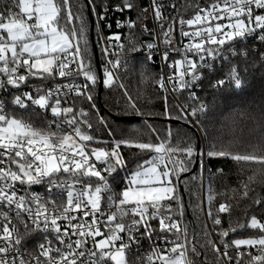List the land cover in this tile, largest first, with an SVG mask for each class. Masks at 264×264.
<instances>
[{
  "label": "snow or ice",
  "instance_id": "6c2138e0",
  "mask_svg": "<svg viewBox=\"0 0 264 264\" xmlns=\"http://www.w3.org/2000/svg\"><path fill=\"white\" fill-rule=\"evenodd\" d=\"M87 3L92 5V0ZM72 7L70 0H15L12 7L0 11V92L4 93L0 98V264H129L127 255L132 247L139 249L141 240H151L153 235L170 247L167 255L153 249L145 264H152L154 258L161 264H196L199 249L205 246L216 254V264H264V219L252 214L236 224L230 219L224 227L221 214L231 217L232 205L220 202L214 209L215 194L210 186L206 212L200 204L195 206L198 212H205L206 221L190 240L188 225L183 222L184 205L174 182L188 171L196 156L201 158L202 168L205 156H230L238 162L254 163L259 167L228 190V199L250 200L249 207L264 214V195L257 191V186L264 189V134L259 143L251 145L252 151L244 153L215 144L197 153L190 142L174 146L170 129L161 138L151 125L158 142L115 138L93 102L92 92L101 77L88 52L83 9L78 6L73 14ZM134 7L132 0H125L123 8L115 10ZM150 7L165 45L180 57L168 64L172 74L155 79L165 93L161 115L179 119L206 135L202 119L210 109L196 91L203 90L205 80L213 92L241 89L248 77L255 79L259 71L264 85V0H212L206 7L197 5L192 18L176 21L173 17L188 41L181 49L173 47V24L165 29L160 23L167 19L164 4L152 0ZM169 7L176 8V4ZM91 10L95 12V5ZM136 24L129 21L127 27ZM143 30L154 35L146 25ZM128 45L127 54L120 44L119 51L111 54L108 48L102 49L105 88L117 86L119 70L127 67L133 53L147 48L145 60L151 61L157 49L151 42L137 47L133 39ZM157 54L163 62L168 61L169 51L157 50ZM30 78L50 83L20 92ZM169 90L188 92L189 103L176 105L175 117L168 109ZM123 95L127 99L122 111L143 116L132 97L127 92ZM69 99L71 106H65ZM78 101L86 102L88 108H77ZM30 107L33 111L28 118L15 115L16 110L28 112ZM37 108L44 113L50 110L52 116L41 127L33 123L34 117L41 115ZM99 129L107 130L111 139L92 134ZM122 147L134 150V170L128 168ZM122 170L130 173L125 177L127 186L116 191L113 183ZM217 172L222 174L221 169ZM33 185H46L48 198L32 192ZM151 221H158V228ZM244 229L258 234L230 236ZM36 236L34 254L28 242Z\"/></svg>",
  "mask_w": 264,
  "mask_h": 264
},
{
  "label": "trees",
  "instance_id": "16d2710c",
  "mask_svg": "<svg viewBox=\"0 0 264 264\" xmlns=\"http://www.w3.org/2000/svg\"><path fill=\"white\" fill-rule=\"evenodd\" d=\"M158 2L164 4L163 15L167 17L166 20L160 23L164 24L165 29H167L170 23L173 24V47L181 49L182 36L180 33V25L178 22H174L172 18L176 17V21L180 18L185 20L192 18L197 10V5L199 7H206L212 0H158ZM173 2L176 4V8L169 7V4ZM14 3L15 0H0V11H5L6 6L12 7ZM70 3L73 6V14L76 13L78 6L83 9V15L87 26L88 52L91 57L92 66L97 71L96 65L100 62L101 52L98 46L100 30L96 23L95 14L104 7L110 10L113 5H119L123 8V0H92V5H95V12L91 10L92 5H89L87 0H70ZM132 3L135 5L134 9L121 10L125 21L120 29L116 31L124 46L125 54H127L129 39L135 40L137 42V47L148 42L153 43L154 41V35H150L143 30L146 25L147 28L154 33L155 28L150 17L148 0H132ZM145 8L148 9L147 13L142 12V9ZM13 11H18V9L13 8ZM90 18L92 19V24ZM129 21H137L136 26L131 29L127 27ZM155 22L161 49L163 52L169 51L168 62H173V60L179 58V55L172 52L165 45V38L159 24L156 20ZM101 26V30L104 31L105 29L102 24ZM185 29H187V26H185ZM110 32L111 30L104 31L105 34ZM91 34L95 43V50L92 45ZM249 43L257 42L249 40ZM143 49L145 48H140L138 52L133 53L129 58L127 67L119 70V81L116 87L105 88L102 83L99 99L98 86L93 90V102L96 105V109L99 111V116L106 118L117 139L130 137L143 142L149 140L158 142L156 140V134L149 128V125H151L152 128L157 130L161 138H164L167 130L170 129L172 133L171 142L174 146L179 145L182 147L184 142H190L196 149L198 144L197 135L187 124L175 118L170 119L177 120L179 123H167L163 121V119L166 118L161 115L164 111L165 93L160 90L159 84L155 83V79L159 78L162 71L157 56H153L151 61H146L145 55L141 53ZM166 72L169 73L167 69ZM261 75L262 73L257 71L255 79L249 76L248 82L241 89L226 88L221 92H213L208 89V82L205 80L203 83V90H196L197 95L209 105L210 109L207 115L202 119V124L204 128H206L207 134L205 135L204 132L200 131L203 137L204 152L208 151L213 144H215L217 148L225 147L233 152H250L252 151L251 145L260 142L261 135L264 134V116L261 115V109L264 107V85H262L260 81ZM119 84H123V88H120ZM124 92H127L136 102L137 108L144 113L143 116H138L130 111H122V109L126 107L127 99L123 95ZM174 93L182 105L189 103L188 92ZM71 104L72 101L69 99L65 106H71ZM167 104L172 117H175L177 111L175 106L178 104L169 93L167 94ZM81 106L85 109L88 108L86 102L78 101L77 108ZM32 111L33 109L31 107L28 109V112L18 109L15 115H23L25 118H28L29 113ZM36 111L40 112L41 115L39 117H34L33 123L35 126L41 127L43 126L42 122L47 121V113H44V111L38 108ZM93 125L95 128V117L93 118ZM92 134L103 140L111 139V137L107 135V130L104 129H99ZM121 151L125 160L129 161L128 168L134 170L135 163L132 162L135 160L134 150L122 147ZM145 158L148 157L145 155ZM204 158L205 210L208 208L207 197L209 194V187L211 186L215 194V199L213 201L214 209L218 207L220 202L229 203L233 208L231 217L227 214H221L222 225L224 227L228 226L230 219L233 224H236L248 219L252 214L257 215L260 219H264V214L257 211L255 206L249 207L250 200L240 199L237 201L236 199H228V195H230L228 190L236 188L240 179L251 175L259 166L250 162H238L233 160L230 156L218 158H207L205 156ZM200 162L201 158L199 159V163ZM191 168L192 164L189 165L188 171ZM217 169H221L222 174L218 173ZM186 172L181 173L179 180L174 182L178 185L177 194L180 196L184 205L183 222L185 225H188L190 239L191 227L189 218L192 223L193 231L197 232L200 231V227L205 223L206 219L204 212H198L195 208L197 204H200L203 208L201 167L199 165L194 174L185 176ZM127 175H130L127 170L119 171L113 183L114 190H120ZM257 191L260 192L261 195H264V189H261L259 186H257ZM220 193L228 194L220 195ZM251 195L250 193V196ZM246 208H248L247 215H245ZM153 226L158 228L157 223H153ZM257 234L258 233L251 229H244V231L240 232L238 235H231L230 233V236L237 238ZM212 238H215V233H212ZM199 250L200 256L195 258L196 264H202V262L203 264H216V254L213 253L211 248L205 246ZM160 263L159 259L155 261V264Z\"/></svg>",
  "mask_w": 264,
  "mask_h": 264
},
{
  "label": "built area",
  "instance_id": "2783aa9c",
  "mask_svg": "<svg viewBox=\"0 0 264 264\" xmlns=\"http://www.w3.org/2000/svg\"><path fill=\"white\" fill-rule=\"evenodd\" d=\"M151 3H152V0H148V8H149L150 17H151V19H152V21L154 23V27H155L154 28V41H153V43L155 45H157V49L153 50V56H157L158 63L160 65L162 74L165 77H167L170 74H172V72H173V69H170L168 67V64H170L172 62H168V61L167 62H163L162 59H161V55L157 54V50H158L159 53H163V51L161 49L159 36H158L156 24H155L156 22H155V19L153 17V11H152V9L150 7ZM117 6H119V5H113L110 10L107 7H104L99 12H97L95 14L96 23L98 25V29L100 30V36L98 37V46H99L100 52H101V59H100V62L97 63L96 68H97V72L98 71L101 72L102 77H103V69H104V65L102 64V60L104 59V57L102 56V49L108 48V51L111 54V53L119 51V49L117 48V44L122 45L120 40L119 41L115 40V37L118 36L116 31L120 29V27L123 25V23L125 21L123 15H122V11L115 10ZM105 9H107L106 12H105ZM101 15L104 16V19H102V20L99 19V16H101ZM118 21L120 22V26L119 27L117 26V22ZM101 24L103 25V28L105 29L104 31H107V30L110 31L111 30V32L108 33V34H105L104 31L101 30V28H102ZM186 30H188V29H186ZM108 38H112V39L109 41ZM187 42H188L187 38L182 37V47ZM147 52H148L147 48H145V49H143L141 51V53L143 55H146ZM108 58H112L111 55H109ZM166 69L169 71V73L166 72ZM49 83H50V81H41V80H38L36 78H34V79L30 78L26 82V84L23 85L19 89V91L20 92L31 91L33 87H39V86H41V84H49ZM168 87H169V89H171V85H169ZM197 90H199V89H197ZM168 93L170 95L172 94V95L175 96V93L171 92V90H169ZM3 96H4V93L0 92V98H3ZM46 118H47V121L52 119L50 110L47 112ZM62 127H64V126L62 125ZM52 130L53 131L56 130V124L55 123L52 124ZM65 130H67V129H65ZM102 174H105V173H102ZM31 191L40 194L41 196L45 197V199L48 198V194H47V191H46V185H33L32 188H31ZM57 202L59 203V201H57ZM151 223L152 224L153 223H157L158 224V221H151ZM0 227H2V225H0ZM21 231H23L22 228H21ZM38 239H39V237L36 236V237H34V239L29 240V242H28V249H29L30 252H33L34 254L36 253L37 250L34 247H32V245ZM169 239H171V237H169ZM213 239H215V238H213ZM169 247H170V245H168L164 239L158 238L157 236L153 235L151 240H149L147 238L142 239L141 242H140L139 249H137L136 246H133L132 250L127 255V260L129 262V264H145L147 256L152 252L153 249L159 250L160 253L163 254V255H167L168 254L167 253V249ZM249 251H251L252 254H256V250L255 249H250ZM25 258L27 259V256ZM156 260L157 259L154 258L152 264H155Z\"/></svg>",
  "mask_w": 264,
  "mask_h": 264
},
{
  "label": "water",
  "instance_id": "95a60500",
  "mask_svg": "<svg viewBox=\"0 0 264 264\" xmlns=\"http://www.w3.org/2000/svg\"><path fill=\"white\" fill-rule=\"evenodd\" d=\"M123 3H125V0H123ZM90 21H91V24H92V19L91 18H90ZM90 36H91L92 45H93L94 50H95V43H94V40L92 38V34ZM98 74L101 77V81L98 84V99H99V96H100V93H101V88H102V75H101L100 71H98ZM172 97H173V99L176 101V103L178 105H181V103L177 100V98L174 95H172ZM163 121L167 122V123H179L177 120H173V119H170V118H165V119H163ZM187 125L197 135V138H198V144H197V148H196L197 153H199L201 150L204 151L203 137H202V135L200 133V130L197 127H194V126H192L190 124H187ZM199 159H200L199 156H196L194 158V162L192 163V168L185 173V176H188V175L196 173V171L198 169V166L200 165V167H201V175H202V187H203V209L205 210V203H204V182H205L204 181L205 180L204 179V160H205V158H203V168L201 166V162L199 163ZM205 212H206V210H205ZM205 212H204V214H205ZM205 219H206V215H205ZM189 224H190V227H191V234H190V240H191L192 239V234H193L194 231H193V227H192V223H191L190 218H189ZM243 231L244 230H240L239 233L243 232ZM231 235H236V234H232L231 233Z\"/></svg>",
  "mask_w": 264,
  "mask_h": 264
},
{
  "label": "rangeland",
  "instance_id": "374dc122",
  "mask_svg": "<svg viewBox=\"0 0 264 264\" xmlns=\"http://www.w3.org/2000/svg\"><path fill=\"white\" fill-rule=\"evenodd\" d=\"M125 186H127L126 185V183H125V180H124V183H123V185H122V187L120 188V190L123 188V187H125ZM249 236H243V237H237V238H248ZM161 264V263H160Z\"/></svg>",
  "mask_w": 264,
  "mask_h": 264
}]
</instances>
